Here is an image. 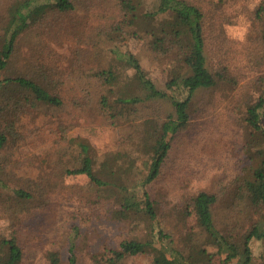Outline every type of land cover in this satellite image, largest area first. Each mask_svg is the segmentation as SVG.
Instances as JSON below:
<instances>
[{"label":"trees","instance_id":"16d2710c","mask_svg":"<svg viewBox=\"0 0 264 264\" xmlns=\"http://www.w3.org/2000/svg\"><path fill=\"white\" fill-rule=\"evenodd\" d=\"M225 1L216 0V5ZM107 3L114 8L117 22L108 26L101 22L98 28L101 35L82 44L76 39V45L68 48L72 42L62 39L79 30L80 18L93 16L92 12L99 7L105 11L103 7ZM140 3L141 0L9 1L0 15V188L13 194L2 193L0 199L21 210L30 206V213L48 209L47 200L39 198L41 192L37 190L42 189L44 180H31L28 187L18 185V177H8L9 157L2 155V151L8 146L11 134L15 140L13 131L21 115L38 107L62 106V100L48 86L59 70L61 57H65L50 44L62 47L65 43L62 48L71 49L68 63L83 76L86 74L101 90L96 109L107 125L117 127L122 120L133 125V115L142 104L161 101L171 108L167 118L157 126L145 120L140 131L141 123L133 125V131L119 137L118 149L106 150L101 157L81 137L62 135L55 141V161L64 167L63 177L86 179L82 201H110L117 218L131 216L136 222L146 223L145 239L126 237L119 242V249L105 247L104 262L119 264L126 256L143 254L150 257L151 264H199L206 257L205 248L192 245L193 253L188 251V254L174 249L170 235L158 227L161 203L152 197L148 185L163 175L176 138L192 125L191 118L197 109L195 95L222 84L227 89L235 88L239 79L224 70L211 69L206 52V13L201 5L194 0H153L144 12L138 13ZM248 21L246 42L255 39L264 50V0L248 12ZM24 37H30L33 44L26 53V59L33 63L31 73L27 71L28 65L26 69L16 66L19 43ZM245 54L246 62L257 70L264 67V53L254 56L253 51L246 50ZM146 59L155 66L160 65L165 76L154 77L149 73L143 66ZM119 63L131 69L128 81L119 75ZM234 104L235 113L241 104L237 113L241 131L233 143L239 164L234 167L233 177L227 178L226 184H220L216 192L196 191L189 196L186 215L189 212L193 215L205 235V243L214 247L217 256L237 258L236 264H251L253 242L262 245L264 260V83L250 92L245 102ZM20 140L21 136L16 138L17 143ZM136 142L150 154L149 161L140 170L135 168L132 149ZM223 202L245 208L246 220L236 221L229 227L218 225L214 208ZM178 212L184 213L181 209ZM19 236L16 228L0 232V264H22L24 247ZM46 258L49 264H77L72 245L66 263L58 251H47Z\"/></svg>","mask_w":264,"mask_h":264},{"label":"rangeland","instance_id":"374dc122","mask_svg":"<svg viewBox=\"0 0 264 264\" xmlns=\"http://www.w3.org/2000/svg\"><path fill=\"white\" fill-rule=\"evenodd\" d=\"M9 1L0 0V15ZM194 1L206 13V52L211 69L224 70L226 74L235 75L239 83L232 89H227L222 84L212 91H201L195 95L194 108L197 109L191 118L192 125L176 138V143L166 159L163 175L148 185V189L152 197L161 203L158 227L161 226L170 235L174 249H181L188 254V251L193 253L192 245L201 246L207 253L199 264H236L239 261L237 258L217 256L214 247L205 243V235L196 225L193 215L190 212L186 215V211H189V208L186 209V201L196 191L216 192L220 184H226L229 181L226 179L233 177L234 167L236 163L239 164L233 143L239 139L238 133L241 131V121L237 114L241 110V104L235 113L234 103L245 102L250 92L256 91L264 83V78L260 79L264 77V67L257 70L246 62L245 54L246 50L247 53L253 51L254 56L264 53L257 40L246 42V32L250 24L248 12L261 0H227L220 6L216 5V0ZM152 2L153 0H141L138 13L144 12ZM103 10L105 11L99 7L92 12L93 16L80 18L79 30L62 39L72 42L68 48L76 45V39L82 44L88 43L95 35H101L98 32L101 22L105 26L117 22L113 7L107 3ZM30 40V37L20 40V57L16 66L26 69L28 65L27 71L31 73L29 69L33 63L26 59V53L33 45ZM50 45L57 49L58 54L65 56L61 57L62 60L57 65L59 70L53 74L51 85L48 86L62 100V106L42 109L38 107L34 113L21 115L13 131L15 140L11 134L8 146L2 151V155L9 157L8 177H18V185L28 187L27 183L44 180L42 189H36L41 192L39 198L47 200L48 209L38 212L40 214L30 213V206L26 205L21 210L19 207L8 206L6 199H0V232H10L13 228L19 231L24 247L22 264H49L46 258L49 250L58 251L66 263L71 245L77 264H106L102 256L104 248L119 249V242L126 237L145 239L146 223L136 222L131 216L117 218L115 206L110 201H82L86 194V179L83 176L63 177L64 167L55 161V141L62 138V135L81 137L101 157L106 150L118 149L119 137L133 131V125L141 123L140 131L144 128L145 120L157 126L167 118L171 108L161 101L144 106L142 104L139 112L133 115V125L127 120L119 121L117 127L107 125L96 109L101 90L86 74L83 76L73 68L72 63H68L71 49L62 48L65 43L62 47ZM119 65V75L128 81L132 75L131 69L124 64ZM156 65L148 59L143 62L149 73L163 78L165 75L161 73L162 67L157 63ZM262 126L264 129V119ZM19 136L21 140L17 143L16 138ZM139 144L140 142H136V146L132 148L137 170L143 169L150 156L148 149ZM52 168H55L54 172ZM47 173L50 176H46ZM2 193L13 194L0 188V194ZM36 205L39 206L37 203ZM36 205L33 204L35 207ZM179 209L184 213L178 212ZM246 212L248 211L242 206L232 207L223 202L214 208V218L218 225L229 227L236 221L240 220L242 223L246 220ZM252 248L251 264H264L261 256L262 245L253 242ZM119 264H151V259L143 254L126 256Z\"/></svg>","mask_w":264,"mask_h":264}]
</instances>
